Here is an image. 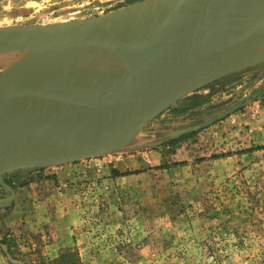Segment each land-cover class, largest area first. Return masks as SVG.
I'll list each match as a JSON object with an SVG mask.
<instances>
[{"label":"rangeland","instance_id":"obj_1","mask_svg":"<svg viewBox=\"0 0 264 264\" xmlns=\"http://www.w3.org/2000/svg\"><path fill=\"white\" fill-rule=\"evenodd\" d=\"M143 1L0 0V27L81 26ZM2 43L0 72L23 53L48 57ZM239 51L229 73L177 99L123 147L64 162L78 163L64 173L52 164L1 174L0 264H56L64 249L70 264H264V18ZM94 158L110 175L85 176L79 163Z\"/></svg>","mask_w":264,"mask_h":264},{"label":"water","instance_id":"obj_2","mask_svg":"<svg viewBox=\"0 0 264 264\" xmlns=\"http://www.w3.org/2000/svg\"><path fill=\"white\" fill-rule=\"evenodd\" d=\"M198 2L202 5L198 17L202 38L176 65L158 68L148 63L134 70L113 90L80 103L87 106L125 104L120 111L103 117L40 115L12 116L4 120L0 116V175L16 169L96 156L123 147L144 124L177 99L232 70L241 55L242 37L264 18V0H178L159 27L138 40H123L122 30L117 28H99L97 24L105 17L93 23L59 29L0 27L1 44L6 41L30 43L35 39L47 40V46L98 43L112 47L125 60L137 52L155 48L176 33L190 20ZM15 89L32 92L36 88L26 85Z\"/></svg>","mask_w":264,"mask_h":264},{"label":"bare ground","instance_id":"obj_3","mask_svg":"<svg viewBox=\"0 0 264 264\" xmlns=\"http://www.w3.org/2000/svg\"><path fill=\"white\" fill-rule=\"evenodd\" d=\"M177 1L144 0L127 8L116 10L117 12L114 16L108 13L109 15L105 16L97 26L99 28H117L122 30L120 36L125 41H128V39H142L159 27L164 17L170 12ZM201 9V3H196L194 5L195 12L192 13L190 20L182 24L176 33L165 39L155 48L137 52L125 60L116 56L117 54L109 47H106L109 51L98 47L95 48L96 46L92 47V45L98 44L83 46L65 45L47 50L49 48L46 44L47 40L35 39L28 45H20L42 48L40 50L48 51L46 52L48 53V57L46 59L41 57L42 52L23 53L20 61L7 69L10 73L4 74L6 78L3 79V76H0V116L4 120L12 118V116L27 117L40 115L103 117L120 111L125 104L115 103L87 106L78 105L74 101L40 98L31 95L9 98L8 92L22 84L31 82L29 81L30 79L27 82L26 80L22 81L23 77H20L21 74H19L21 71H18L24 69V65L30 67L29 65L35 61H37V68L35 69L39 72H42L44 69L54 70L56 84L51 83V86L55 91L67 85L80 91V96L87 92H99L97 94H101L111 91L134 70L142 68L148 63H153L158 68L174 66L181 57L186 56L192 51L202 38L201 29L197 22ZM0 48L2 49L1 45ZM262 53L264 54V52ZM254 57L256 59V56ZM36 64L32 65L36 66ZM29 70L33 72L31 68ZM12 75L20 81L12 80ZM42 75L40 74V79L43 80ZM54 75L52 76L54 77ZM1 106H5V109H2Z\"/></svg>","mask_w":264,"mask_h":264},{"label":"crops","instance_id":"obj_4","mask_svg":"<svg viewBox=\"0 0 264 264\" xmlns=\"http://www.w3.org/2000/svg\"><path fill=\"white\" fill-rule=\"evenodd\" d=\"M116 12L117 11H114V12H111L110 14L112 16H114L116 14ZM108 15L109 14H107L106 16H108ZM25 44L28 45L29 43H27V42H14V43L7 44V45H9V46H14V45L15 46H20V45H25ZM87 44L92 45L94 43H80V44H70V45H79V46L82 45L83 46V45H87ZM58 46H65V45H50L49 48H47V50L48 49H52L54 47H58ZM94 46H96L95 48H97V47L98 48H102V49H105L106 51L107 50L109 51V49L106 48V47H109V48L113 49L112 47H110L108 45H104V44L92 45V47H94ZM23 48H25V47H23ZM28 49L29 48L21 50L20 48H15V49H9L8 51H12L10 53V54H12L14 52H19V51H20V53L21 52H27ZM116 56L119 57L118 54ZM31 65H29V66H31ZM6 66L7 65H5V69H2V71L0 72V76L2 75L3 79L6 78V77H4V74L8 72ZM30 68L32 70H34V72L30 71L29 70ZM35 68H37V64H36L35 67H27V66L24 65V69L18 71V72L21 71L19 74H21L20 77H23L22 81L26 80V82H27L28 79H30L29 81H31V82H28L27 84H22V85L17 87V88H20V87H23V86H26V85H31L32 87L36 88L35 91L23 92V91H16L17 89H15V90H12V91L8 92L9 98L10 97L12 98V97H18V96L31 95V96H37V97H40V98L63 99V100H66V101H74L78 105H80L81 102L87 101L88 99H91V98L99 95V94H97L99 92H87V93H84L83 95L80 96V91H78L77 89L72 88V86L70 87V86H67V85H64L60 90H56L55 91L52 88V86H51V83H53L54 80L56 79L55 75H54V73H55L54 70L51 69V71H50V69H46V70L44 69L45 71L43 70L42 73H43V75H45V74L46 75L43 76L41 73L40 74L42 75V78L43 79H47V81H42V79L40 80L39 73H36L37 70ZM29 72H31V73H29ZM8 73H10V72H8ZM52 75H54V77ZM12 80L20 81V80L16 79L13 75H12ZM110 88H112V87H110ZM107 90H109V89H107ZM107 90H105V91H107ZM66 93H68V94H66ZM0 102H1V97H0ZM77 164L69 166V165H62V163H60V164H57V166L53 167V168H56V169H54V170H56V172H59V173L63 172L64 173V172H66L68 170L76 169L77 168ZM85 164H89V165L86 166ZM82 165L85 166L86 173H89L88 175L87 174L85 175L89 179H91L92 177H96L97 178V177L103 176L104 174L105 175H110V169H109L110 167L107 166V165H104V160L101 159V158H94L91 161H83V162L79 163V166H82ZM45 166L48 167V166H51V165H45ZM112 167H114V166H112ZM0 184H2L3 186L5 185L4 182H0ZM12 195H20V192L17 190L16 193L14 192V193H12Z\"/></svg>","mask_w":264,"mask_h":264},{"label":"trees","instance_id":"obj_5","mask_svg":"<svg viewBox=\"0 0 264 264\" xmlns=\"http://www.w3.org/2000/svg\"><path fill=\"white\" fill-rule=\"evenodd\" d=\"M136 1H140V0H128L127 4H131V3H134ZM125 4H119L117 7H121ZM118 173H114V175H117ZM10 239H5L2 240V242L4 243H9ZM9 250L10 252L13 254V251L11 250V246L9 247ZM71 256V252L70 250H67V249H64L62 251L59 252L58 256H57V259H56V264H70L72 262V259H68V257ZM39 264H49L48 261H39L38 262ZM24 264H27L26 262Z\"/></svg>","mask_w":264,"mask_h":264}]
</instances>
